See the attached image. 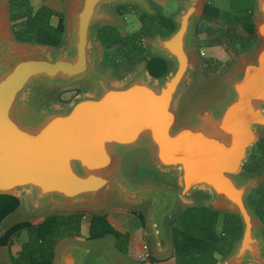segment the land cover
Masks as SVG:
<instances>
[{
  "label": "water",
  "instance_id": "1",
  "mask_svg": "<svg viewBox=\"0 0 264 264\" xmlns=\"http://www.w3.org/2000/svg\"><path fill=\"white\" fill-rule=\"evenodd\" d=\"M206 2L180 0L173 30L148 35L149 56L118 77L102 61L97 29L118 23L114 5L155 14L150 0H68L57 46H9L8 0H0V194L20 204L23 198L36 216L19 221L43 218L45 210L103 216L105 208L128 209L142 220L151 252L164 257L175 250L170 224L185 208L203 205L240 224L216 264H264L263 227L249 202L264 174L244 171L264 134V0H256L252 17L260 39L254 53L243 55L216 91L196 99L194 35ZM153 57L168 65L159 77L147 68ZM74 87L87 91L64 102L46 97ZM110 246L109 264H134L110 233L62 237L52 264H89Z\"/></svg>",
  "mask_w": 264,
  "mask_h": 264
},
{
  "label": "trees",
  "instance_id": "2",
  "mask_svg": "<svg viewBox=\"0 0 264 264\" xmlns=\"http://www.w3.org/2000/svg\"><path fill=\"white\" fill-rule=\"evenodd\" d=\"M42 1V0H40ZM156 9L155 14H145L137 8L133 16L135 26L141 24L138 33L121 36L116 28L104 25L99 29L100 43L108 50L107 55L114 57L115 66L124 71L131 68L141 58L146 49L139 48L134 37L154 35L156 32L168 34L174 28L171 17L159 12L157 5L150 0ZM221 4L208 1L203 10V17L208 19L224 20L219 29L196 25V33L216 35L208 41V45L221 44L223 34H233L241 40V48L246 47L256 38L255 27L251 14L233 21L230 12ZM8 16L12 37L19 42L38 43L57 46L62 41L65 20L64 13L40 4L34 8L31 0H8ZM53 19H56L53 22ZM127 16V24L129 22ZM237 23V24H236ZM241 26V31H236ZM231 36V35H227ZM111 49V51H109ZM147 57V56H146ZM118 60V62H115ZM212 58H203L202 65L205 75L214 71L216 65ZM148 71L155 77L161 76L168 70L166 61L161 57H153L148 61ZM76 90H74V93ZM66 101V97L60 96ZM249 173L264 174V138H260L253 147L250 159L244 164ZM249 202L262 223L264 235V179L260 187L249 194ZM20 204L18 197L9 194H0V222L9 213L17 209ZM83 212L54 213L36 220L18 221L0 235V245L7 246L11 264H52L54 248L58 240L65 236L81 235V221ZM173 242L175 246V264H216L228 251L240 233L238 218L224 211L207 208L203 205L185 208L172 222ZM88 238L113 234L116 246L121 248L126 235L118 231L103 215H91L85 224ZM26 233V239H19L21 233Z\"/></svg>",
  "mask_w": 264,
  "mask_h": 264
},
{
  "label": "rangeland",
  "instance_id": "3",
  "mask_svg": "<svg viewBox=\"0 0 264 264\" xmlns=\"http://www.w3.org/2000/svg\"><path fill=\"white\" fill-rule=\"evenodd\" d=\"M45 1V2H44ZM156 5H163L160 6L159 11H161L165 15H174L178 10H180L181 5H180V0H169V2L165 3L164 0H154ZM211 2H215L218 4H221L224 8H227L228 11L230 12V16L232 17L234 23L238 22L237 19H242L243 16L247 14H251L253 17V13L255 11L256 7V0H207ZM31 3L34 8L38 7L40 4H44L53 10L63 12L67 14V4L68 0H31ZM131 6L135 5H129V4H124V5H114L112 6V9L116 14L119 16V21L118 23L115 24L117 27L118 31L121 33V35H126L127 33H131V35H136L135 33H138V30L141 26V24H137V27L135 26V19L133 16L136 14V10H131L130 14L133 15H127L129 18L128 24H126L125 21V15L126 12L129 10ZM137 10L139 8L136 6ZM156 10V9H155ZM140 11V10H139ZM8 13L6 12V39H7V44L9 46H27L29 44L26 43H20L16 42L13 40V38L10 35V22L7 20ZM67 17V16H66ZM220 23L217 22V20L214 19H208L204 18L203 15L201 14L197 24H200L201 27L206 28V27H214L219 29V34H220V27L224 25V20L220 19ZM56 19H53V22H55ZM237 24V23H236ZM104 26V25H102ZM101 27V26H100ZM238 27V25H237ZM241 31V26L237 28L236 31ZM98 33V30H97ZM215 34H212V36L208 35L207 33H196L194 35V45L196 48V52H198V59L196 63V68L193 72L192 76V82H191V88H190V98H200L204 97L206 95H209L216 91L218 88V85L221 81V79L224 77V75L235 65L238 64L240 61V58L243 55H252L254 51L256 50L258 44L260 43V39L256 36V38L250 42V44L246 47L241 48V40L239 39L238 36H234L233 34H223V42L221 44H212L208 45V41L211 40ZM231 35V36H227ZM148 35H143L140 34L138 36V41L136 40L137 37L133 38V42L136 44L140 41H142L146 45ZM100 42V41H99ZM101 48L102 52V61L107 64L111 69H113L112 66L108 63L106 59V54L105 50L102 45H99ZM147 49L146 56H149L150 49ZM204 52V56L200 54V52ZM203 58H212L215 61L216 68L214 71H210L208 74L205 75L204 70H203V65H202V59ZM128 71H125L123 73L117 74L118 77H123L127 74ZM78 89V90H77ZM74 90L76 92L74 93ZM85 92L87 89L85 87H78V88H69L67 90H61V91H51L49 92L46 97H50L53 100H57L58 102H64L65 100H61L60 96L63 95V97H66V101L70 100L77 92ZM260 138H264V134L260 135ZM259 138V139H260ZM253 150V149H252ZM244 171H246L244 169ZM154 177L156 179L170 184L173 182L172 178L164 173V172H154ZM203 193L201 191L196 192V198L202 197ZM146 208H142V211H145ZM65 213V212H57L56 210H45L44 212L40 213L39 215L45 217L48 216L52 213ZM101 213H106V208L102 211ZM87 213V212H86ZM94 212L90 213L88 212L87 214H92ZM37 215V216H39ZM113 219L117 220L120 223L123 224H128L129 218L132 217L131 214H124L120 212H116L113 215ZM36 217L35 215L30 216L26 210V206L24 204L23 198H21V204L16 209L14 212L11 214L7 215L1 222L0 224V234L2 232V229L9 227L13 223L21 220V219H28V218H34ZM83 219V218H82ZM88 216H86V219H83L81 221V229L83 228L85 221L88 220ZM127 220V222H126ZM119 225V224H118ZM173 226V224H170ZM86 230H84V233L82 235L85 236ZM79 238V237H78ZM113 236L110 237V240L112 242ZM20 241L26 239V233L23 232L19 235ZM107 251V252H106ZM112 251V246L108 247V249L102 251V253L95 255L91 258V261L89 264H109V255ZM0 262L1 264H11L9 260V252L7 246H1L0 245Z\"/></svg>",
  "mask_w": 264,
  "mask_h": 264
},
{
  "label": "crops",
  "instance_id": "4",
  "mask_svg": "<svg viewBox=\"0 0 264 264\" xmlns=\"http://www.w3.org/2000/svg\"><path fill=\"white\" fill-rule=\"evenodd\" d=\"M116 212L131 214L132 217L129 218L128 224L122 225V223H120L119 221L118 223H116L117 220H114L112 216ZM83 213H84L83 219H86V216H88V218L90 219V216L93 215V214H87L86 212ZM104 216L107 218V220L110 222L112 226H114L122 234L126 235L124 238V242L122 244L123 246L121 248H118L116 246V238H115V247L119 251L123 252L127 257H129L134 264L135 263L136 264H175L174 254L160 257L154 255L153 252H151L150 244L148 243L147 240V233L144 228V224L140 219V217L137 214H135L133 211L128 209H114L113 211L106 212ZM88 220L85 221V224L88 222ZM85 224L81 229V235L75 237H79L82 239L86 238V236L82 235L85 230ZM144 244L148 246V252H149L148 257L141 256V254L143 253ZM153 258L154 259L157 258V259L152 262Z\"/></svg>",
  "mask_w": 264,
  "mask_h": 264
},
{
  "label": "flooded vegetation",
  "instance_id": "5",
  "mask_svg": "<svg viewBox=\"0 0 264 264\" xmlns=\"http://www.w3.org/2000/svg\"><path fill=\"white\" fill-rule=\"evenodd\" d=\"M154 1V0H153ZM165 1V3H167V2H169V0H164ZM155 2V1H154ZM161 5H163V3L161 4ZM161 5H158V6H156L157 7V10H159L160 9V6ZM131 7H134V6H131ZM136 7V6H135ZM131 11V10H130ZM130 11L128 10L127 12H126V15L124 16L125 17V21H127V15H131L130 14ZM159 12H161V11H159ZM162 13V12H161ZM167 16H169V17H171L172 18V15H167ZM126 24H127V22H126ZM102 27V26H101ZM115 28H116V30L118 31V29H117V27L116 26H114ZM100 28V27H99ZM97 29L98 30V33H97V37H98V35H99V30L100 29ZM118 33L121 35V33L118 31ZM127 34H129V33H127ZM126 34V35H127ZM121 36H125V35H121ZM99 39V38H98ZM137 41H138V37H137V39H136ZM100 41V40H99ZM136 42V41H135ZM139 48H141V47H143V48H145L146 49V45L141 41H139L137 44H136ZM103 46V45H102ZM103 48H104V50H105V54H106V59H107V61H108V63L110 64V66H112L113 67V70L116 72V74H121V73H123V72H125V71H129L131 68H127L126 70H124V71H121V70H119L116 66H115V64H114V61H113V58L114 57H112L111 56V53L109 52V54H110V56H108L107 55V49L103 46ZM109 51H111V49H109ZM146 52H147V49H146ZM146 52H144L143 53V55L141 56V57H143L144 56V58L146 57ZM115 62H118V60H115Z\"/></svg>",
  "mask_w": 264,
  "mask_h": 264
},
{
  "label": "built area",
  "instance_id": "6",
  "mask_svg": "<svg viewBox=\"0 0 264 264\" xmlns=\"http://www.w3.org/2000/svg\"><path fill=\"white\" fill-rule=\"evenodd\" d=\"M200 54L202 56H204V52L203 51H201ZM141 256H143V257H148L149 256L148 246L146 244L143 245V253L141 254Z\"/></svg>",
  "mask_w": 264,
  "mask_h": 264
}]
</instances>
